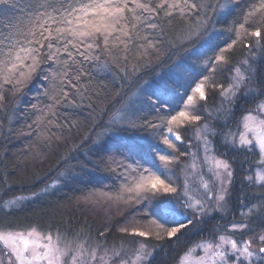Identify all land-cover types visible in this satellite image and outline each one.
<instances>
[{
  "label": "snow or ice",
  "instance_id": "snow-or-ice-1",
  "mask_svg": "<svg viewBox=\"0 0 264 264\" xmlns=\"http://www.w3.org/2000/svg\"><path fill=\"white\" fill-rule=\"evenodd\" d=\"M225 12L237 15L232 27L225 30L231 35L221 46L211 37L216 31V17ZM198 40H205L213 51L205 67L214 73L223 74L232 64L230 53L237 45L248 50L243 59L227 68L228 86L218 83L215 76L205 75L186 102L160 117L159 123L125 110L114 113L113 125L150 128L155 143H150L145 152L142 144L128 137L110 141L106 146L110 161L105 166L114 173L122 169L118 173L122 182L115 189L106 186L84 197L98 206L115 207L118 213L135 209L118 229L130 239L119 246L108 247L105 242L90 247L86 239L69 238L59 230L53 233L35 226L0 227V264H146L152 256L146 241L165 236L179 239L185 231L197 228L203 222L198 218L209 216L210 209L224 211L234 169L216 156L211 137L218 133L207 123L199 125L202 116L198 108L201 101H207V89L211 87L219 89L220 110L230 114L240 95L255 92L257 62L264 61V0H0V134L6 123L7 132L13 131L12 125L26 102L25 89L39 78L44 82L45 102L41 107L27 101L38 115L27 125L28 131L20 128L16 134L31 136L35 132L38 142L49 147L65 141L64 135L52 133L51 127L71 133L79 124L75 119L61 124L60 110L80 108L84 100L92 107L93 96H99L93 71L110 65L117 69L123 65L126 70L129 64L135 71L145 58H159L165 49L188 47ZM262 96L264 91L256 93L255 107L241 118L236 130L224 134L222 141L226 147L257 157L256 167L250 168L244 181L259 192L251 199L240 198L239 222L223 230L214 229L218 235L213 241L196 245L204 251L196 264H264ZM191 125H197L196 139L200 143L195 152L182 151L177 144L184 143L181 130ZM95 142L100 143L99 136ZM188 148H192L191 143ZM140 152L145 155L136 158ZM183 156L191 158L187 168L191 170L189 175L198 177V186L190 183L188 175L183 184L171 179L175 175L173 166L185 170L179 161ZM205 167L207 180L203 171L197 172V168ZM145 201L152 207H137ZM14 204L15 200L6 201L4 206Z\"/></svg>",
  "mask_w": 264,
  "mask_h": 264
},
{
  "label": "trees",
  "instance_id": "trees-1",
  "mask_svg": "<svg viewBox=\"0 0 264 264\" xmlns=\"http://www.w3.org/2000/svg\"><path fill=\"white\" fill-rule=\"evenodd\" d=\"M236 15L225 12L216 17V31L211 38L217 44L222 46L231 35L225 30L232 27ZM247 51L237 45L230 53L232 64L227 68L243 59ZM212 55L213 51L206 41L198 40L188 47H173L171 51L165 49L159 58H145L138 63L135 71L131 64L126 70L123 65L119 69L110 65L93 71V84L99 96H93L92 107H89L88 100H84L80 108L60 110L61 124L72 119L79 121V124L71 133L66 129L51 127V132L63 134L65 141L53 142L50 147L40 144L35 132L31 136L16 134L20 128L28 131L27 125L38 115L33 113L31 103L42 107L45 102L42 95L44 82L39 78L35 79L25 89L26 102L21 106L19 117L12 125L13 131L7 132L6 123L4 133L0 134V227L29 229L35 226L44 232L52 230L55 233L59 230L68 237L84 236L90 240L105 238L109 243L121 238L123 235L117 233L119 231L116 227L135 209L129 208L118 213L115 207L98 206L86 202L84 197L106 186L115 189L122 182L118 174L122 169L114 173L105 166V162L110 161V154L106 151L110 141L128 137L142 144L145 152L149 144L155 141L152 139V129H131L121 124L113 125L111 118L118 110H125L135 113L137 117L159 123L160 117L181 107L182 101L186 102L187 96L193 94L197 83L205 75L215 76L218 83L225 87L230 75L227 68L220 74L205 67L210 63L208 57ZM254 86L258 93L264 91V61L257 62ZM207 92V101H201L202 107L198 108L201 116L220 99L219 89L212 90L209 87ZM255 97L256 95L248 98L240 96L236 100L230 121L232 127L255 107L258 102ZM192 128L189 126L181 130L184 139L190 138ZM97 136L100 137V143L95 142ZM166 151L172 154L171 150ZM231 154L235 156L232 161L237 173L242 177L232 189V217H227V221V218L215 215L204 220L197 228L185 231L179 239H149L148 242L157 247L152 264H176L191 243L205 237H216L214 229L225 227L234 220L240 221L241 207L237 200L240 201L242 197L251 199L259 192L244 183L245 174L255 166L256 156L243 151H234ZM111 155L116 153L112 152ZM144 155V152L137 153L136 158ZM117 159L122 157L117 155ZM141 162L145 161L142 159ZM240 168L243 169L242 173ZM22 197L25 198L21 199L23 202L19 207H4L6 199ZM245 202L248 203V199ZM146 206L150 208L152 204L145 201L137 207ZM108 227H112L111 230L105 231ZM102 231L103 236L99 235Z\"/></svg>",
  "mask_w": 264,
  "mask_h": 264
},
{
  "label": "rangeland",
  "instance_id": "rangeland-1",
  "mask_svg": "<svg viewBox=\"0 0 264 264\" xmlns=\"http://www.w3.org/2000/svg\"><path fill=\"white\" fill-rule=\"evenodd\" d=\"M255 79H256V74H255V77H254V84H255ZM227 86L228 85H226L225 87H227ZM254 88H255V86H254ZM241 91L243 92L244 90L242 89ZM256 93H258V92L255 89V92L252 93L251 95H248V96L240 95V96L245 97V98H248V97H250L252 95H256ZM196 95L198 96V94H196ZM261 99H264V96H262ZM220 105H221V97H220V99L218 100V102L213 107H209L207 109L206 113L202 116V119L199 122V125L202 126L205 123H207L211 128H213L218 133V135H215V136L211 137L212 147L215 149V154H216V156L218 158L223 159V160H226V161H228L229 163L232 164V167L234 169V177H233V183L230 186V195L228 197L229 203H228L227 208L224 211H215V210H211L210 209V215L209 216H205V217H202V218H198V219H202L203 221L204 220H207L209 218H212L215 215H220V216H223L225 218H227V217H229L231 215V217H232V212H233V208L231 207V205L233 203V200H231L232 199V195H233L232 194L233 193V190L232 189H233V187H234L235 184H238L237 182H239V180L241 181V178H242V177L241 178L239 177V173H237L238 170L236 169L235 164L232 161V159L235 158V156L233 157V155L231 154L234 151L237 152V151H241V150H236V149H232L230 147H226L223 144L222 141H223V137H224V134L225 133H227L229 130H233L234 131V130L237 129L238 124L241 121V118L246 113L232 127L231 126L232 124H231L230 121L232 120L233 107L231 108V112L229 114V113L224 112L223 110H220ZM190 127H193L192 128L191 135H190V138L184 139V143L183 144H180L179 142H177V144H178V148L180 150H182V151H192V152H195L196 151V145L200 143L196 139V128H197V125H191ZM189 143L192 144V148L191 149L188 148ZM172 155L175 156V155H177V153H173L172 152ZM190 160H191V158L188 157V156L179 157L180 164L184 166V169H185L184 171H181L179 169V167H177V166H173L172 167V170L171 171L174 172L175 175H173L171 177V179L173 181H175L177 184H183L186 175H188V179H189L190 183L193 186H198V183H199L198 177L195 176V175H189V173H191V170L187 168V164L190 162ZM243 162L245 163L246 162V159H244ZM254 164H255V162H254ZM255 167H256V165L253 168H255ZM242 168H246V167H242ZM242 168H240V170H239L240 173H242V170H243ZM246 170H248V168ZM200 171H203L204 178L206 180L209 179V175H208V172H207V168L206 167L204 169L197 168V172H200ZM177 177H179L178 180H177ZM236 178H238V179H236ZM244 183H245V181H244ZM201 191H202V189H201ZM24 198L25 197L6 199L5 202L6 201L15 200V204L14 205H10L7 208L5 206L4 207L6 209L19 207L21 205V203L23 202V200H21V199H24ZM237 201L240 203L239 200H237ZM240 207H242L241 203H240ZM227 221H228V218H227ZM233 222H239V221L234 220ZM198 226H199V224H198ZM119 227H120V224L117 225L116 229L118 230ZM111 228L112 227H108V230H111ZM223 228L224 227H222L220 229L223 230ZM117 233H120V232H117ZM69 238H77L79 240H85L86 239L88 241V245L90 247H95L97 245V243L104 244L105 242H106V244H107L108 247H111L112 245L119 246V244L121 243V241L130 239L129 237L122 236L121 238H118L114 242L109 243L107 241V239H105V238H103V239H97V240H90V239H87L84 236L83 237L82 236H74V237H69ZM163 238H167V237L165 236ZM214 239H215V237H208V238L205 237V238H201L200 240H198L196 242L191 243L187 247V249L184 251V253L180 256V258H179V260H178V262L176 264H196V261L199 259V257L204 256V251L201 248L196 247V245L197 244H200V243H205V242L213 241ZM146 243L148 245V251H150L151 254H152L151 259L148 260L146 262V264H152L153 263V259L155 258V255H156V252H157L156 251L157 250L156 249L157 247L154 244H152L151 242L146 241ZM125 247H127V245H125ZM189 249H193V251H189ZM129 251H130V249H129Z\"/></svg>",
  "mask_w": 264,
  "mask_h": 264
}]
</instances>
